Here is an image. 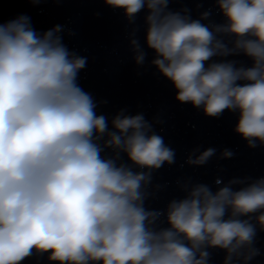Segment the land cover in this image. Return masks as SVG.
I'll return each instance as SVG.
<instances>
[{"label":"clouds","instance_id":"obj_1","mask_svg":"<svg viewBox=\"0 0 264 264\" xmlns=\"http://www.w3.org/2000/svg\"><path fill=\"white\" fill-rule=\"evenodd\" d=\"M105 3L129 18L149 10L147 45L178 101L203 105L208 116L238 110L235 131L250 147L264 143V0H218L228 23L215 33L233 34L235 49L252 59L250 68L231 62L205 67L230 50L199 21L166 12L168 0ZM59 31L41 37L25 14L0 23V264H21L33 249L50 252L59 264H207L205 246L226 250L228 264L253 243L256 229L240 217L264 210V178L236 191L225 186L213 193L198 185L169 205V228L149 227L159 213L143 207L146 176L101 157L93 137L108 123L76 84L85 61L69 57L54 35ZM112 125L118 132L109 133L107 146L122 149L134 164L172 162L173 152L147 134L141 115L117 116ZM213 151L190 162L203 164ZM258 222L264 228V211ZM257 254L251 250L245 260Z\"/></svg>","mask_w":264,"mask_h":264}]
</instances>
